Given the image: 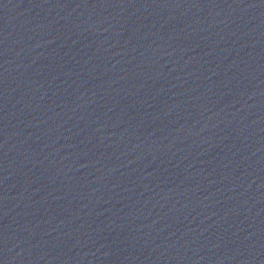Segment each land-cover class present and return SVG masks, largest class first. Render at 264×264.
<instances>
[{"label":"water","instance_id":"1","mask_svg":"<svg viewBox=\"0 0 264 264\" xmlns=\"http://www.w3.org/2000/svg\"><path fill=\"white\" fill-rule=\"evenodd\" d=\"M0 264H264V0H0Z\"/></svg>","mask_w":264,"mask_h":264}]
</instances>
